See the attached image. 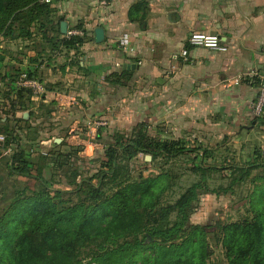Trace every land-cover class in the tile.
Instances as JSON below:
<instances>
[{
    "label": "crops",
    "instance_id": "obj_1",
    "mask_svg": "<svg viewBox=\"0 0 264 264\" xmlns=\"http://www.w3.org/2000/svg\"><path fill=\"white\" fill-rule=\"evenodd\" d=\"M46 4L51 12L40 18L41 30L32 28L30 36L18 32L0 36L4 126L0 132L9 125L7 133L27 144L22 149L27 147L30 156H46L49 141L58 144L66 134H73L67 144L77 145L86 132L105 133L108 127L128 121L125 110L130 97L125 90L130 85L143 90L166 70H170L172 121L175 117L198 120L205 128L212 123L213 133L203 137L215 141L234 130L264 132V115L256 118L250 110L264 80V0H50ZM61 23L66 33L81 31L82 43L66 47L63 42L68 37L60 30ZM97 28L103 31L100 42L94 36ZM191 33L217 35L225 51L191 47L187 43ZM124 34L130 39L127 51L119 47ZM182 50L186 57L180 56ZM251 71L257 73L254 81L223 85ZM23 72L38 81L41 94L16 88L15 80ZM143 101L142 97L135 101L139 120Z\"/></svg>",
    "mask_w": 264,
    "mask_h": 264
},
{
    "label": "trees",
    "instance_id": "obj_2",
    "mask_svg": "<svg viewBox=\"0 0 264 264\" xmlns=\"http://www.w3.org/2000/svg\"><path fill=\"white\" fill-rule=\"evenodd\" d=\"M42 1L0 0V36L16 32L30 36L32 28L41 30L40 18L51 12ZM81 43V37L63 42L66 47ZM0 133L5 135L4 149L16 141L9 133ZM116 148L127 158L150 156L144 164L158 156L170 158L186 152L183 143L152 137L140 123L106 148L99 170L102 182L110 180L106 191L91 183L94 175L75 186L71 193L75 201H60L59 191L54 196L46 191L16 196L0 218V264H82L84 253L90 258L87 264H213L207 227L187 225L189 206L204 185H191L169 205L174 218L168 222L163 219L167 213L159 207L160 196L168 188L158 183L161 176L140 174L135 181H118ZM32 166L23 163L14 172L30 177ZM260 166L253 160L237 167L232 184L245 181ZM194 170L203 175L208 169L198 165ZM229 188L212 192L225 194ZM255 189L259 194L252 205L253 216L219 225L215 240L225 264H264V192Z\"/></svg>",
    "mask_w": 264,
    "mask_h": 264
},
{
    "label": "rangeland",
    "instance_id": "obj_3",
    "mask_svg": "<svg viewBox=\"0 0 264 264\" xmlns=\"http://www.w3.org/2000/svg\"><path fill=\"white\" fill-rule=\"evenodd\" d=\"M33 33L31 31V34ZM125 91L126 97H130L127 102L130 104L126 105L125 110L130 116L129 120L108 127L105 133L97 130L93 134L86 132L80 136L83 140L81 144L68 145V136L70 138L73 134H66L62 140L58 138L61 140L57 141L58 144H54L53 140L49 141L46 156L40 153L30 156L27 147L22 149V146L27 144L12 135L11 137L16 141L10 143L13 144L10 150L4 149L3 145L0 146V218L16 196L26 197L43 191L54 196L55 191H59L60 201L67 202L70 199L75 201V194H71L75 186L94 175L95 179L91 183L101 185V189L106 191L110 186V180L102 182L99 172L100 165L105 159L106 148L114 144L118 135L142 123L151 132L152 137L179 141L185 145L186 152L170 158L158 156L151 164H144L143 154H138L135 158H127L121 153V148H116L117 180L135 181L140 174L144 178L161 176L158 183L168 188L160 196L159 207L162 213H167L163 219L168 222L174 218V215L170 214L173 212H170L169 205L173 204L191 185L195 183L204 185L197 190V198L189 206L187 225L207 227L208 243L213 251L210 262L225 264L223 251L216 246L215 236H219V225L242 222L250 219L254 214L251 213L252 205H256V196L259 194L255 188H260L264 192V149L262 150L264 132L252 135L247 132L249 129L234 130L232 134L224 132L223 136L215 141L210 137H203L205 134L213 133L212 123L209 128H205L206 124L198 120L182 121L175 117L172 121L170 70H166L153 85L147 83L143 90L130 85ZM139 97L144 100L140 120L138 119L140 116L135 117L138 113L135 101H138ZM1 119L0 116V129L3 126ZM8 127L6 132L10 131ZM16 143L17 145L14 146ZM91 145L94 147H90ZM253 160L261 166L252 171L245 181L232 184V178L238 175L235 169ZM28 162L33 164L30 177L14 172V169ZM198 165L208 170L202 175L194 170ZM227 187L230 188L225 194L217 195L212 192ZM81 261L82 264H87L90 258L84 253L81 255Z\"/></svg>",
    "mask_w": 264,
    "mask_h": 264
},
{
    "label": "built area",
    "instance_id": "obj_4",
    "mask_svg": "<svg viewBox=\"0 0 264 264\" xmlns=\"http://www.w3.org/2000/svg\"><path fill=\"white\" fill-rule=\"evenodd\" d=\"M49 1L50 0H43L42 2L49 3ZM66 36L68 38L81 37L82 32L77 29L70 30L66 33ZM129 42H130L129 36L127 34H124L119 41V47L123 51H127L129 47ZM187 43L191 47L205 48L218 52L225 51V48L222 46L220 39L217 35L191 33L187 38ZM186 55H187V51L182 50L180 56L186 57ZM256 77H257V73L255 71H251L244 75H239L233 79L226 80L224 81L223 85L226 87L236 86L244 80L249 82L254 81ZM14 84L16 88L27 89L31 91V93L34 96L41 94L43 91L38 81L34 77L29 76L28 73L25 72L17 76ZM250 110L252 115L256 118H261L264 115V80L259 84L257 95L254 101L250 105ZM4 140L5 138L3 136H0V145L4 143Z\"/></svg>",
    "mask_w": 264,
    "mask_h": 264
},
{
    "label": "water",
    "instance_id": "obj_5",
    "mask_svg": "<svg viewBox=\"0 0 264 264\" xmlns=\"http://www.w3.org/2000/svg\"><path fill=\"white\" fill-rule=\"evenodd\" d=\"M60 30H61V32L63 34L66 33V31H65V23H61ZM94 36H95L96 41L97 42H100L102 40V37H103V31H102V29H100V28L95 29L94 30ZM144 159H145V161H150V156H145Z\"/></svg>",
    "mask_w": 264,
    "mask_h": 264
}]
</instances>
